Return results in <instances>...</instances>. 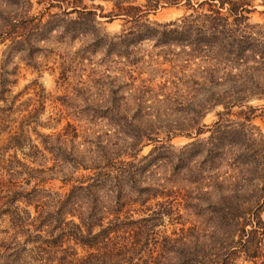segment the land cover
<instances>
[{
	"label": "rangeland",
	"instance_id": "rangeland-1",
	"mask_svg": "<svg viewBox=\"0 0 264 264\" xmlns=\"http://www.w3.org/2000/svg\"><path fill=\"white\" fill-rule=\"evenodd\" d=\"M70 1L95 16L71 12ZM245 1L247 31L264 32V0ZM208 3L0 0V264H48L42 247L50 237L34 229L36 207L51 211L55 196L91 176L101 155L132 164V179L113 182L120 219L160 212L159 238L202 223L197 211L210 216L218 192L238 193L246 207L263 203L264 94L230 110L207 106L240 73L214 50L192 52L203 45L195 31L171 33L169 24L210 14ZM30 17L41 26L14 46L7 31ZM106 189L96 193L98 208L109 207ZM76 215L61 218L78 223ZM113 218L104 215L103 225ZM59 241L75 259L88 254L67 236Z\"/></svg>",
	"mask_w": 264,
	"mask_h": 264
},
{
	"label": "trees",
	"instance_id": "trees-1",
	"mask_svg": "<svg viewBox=\"0 0 264 264\" xmlns=\"http://www.w3.org/2000/svg\"><path fill=\"white\" fill-rule=\"evenodd\" d=\"M207 1L210 14L186 17L180 25H169L176 27L171 33L187 35L195 31L203 45L201 48H191L192 52L214 50L216 56L225 58L226 63L232 64L231 69H237L240 73L221 85L227 90L226 93H212L207 99L209 107L221 105L225 110H230L253 96L264 94V32L247 31L253 28L246 16L250 13L248 1ZM70 5L71 12L95 16L80 2L70 1ZM39 26L41 21L38 18H25L16 26L18 30L13 28L11 32L7 31L6 36L14 46L26 45L32 29ZM216 85L211 82L209 90ZM98 159L94 167H90L94 170L91 176L77 180L80 185H73L63 197L55 196L51 211L45 210V205L36 207L37 210L40 208V213L33 222L34 229L50 237L44 241L46 246L42 247V252L49 255L48 264H237L239 260L264 264V224L261 219L264 201L246 207V202L241 201L238 193L223 195L218 192V202L208 206L210 216L197 211L203 218L202 223L186 230L181 228L177 237L159 238L154 228L159 222L160 212L135 221L128 218L121 220L119 217L122 205L119 201L120 185L113 182L121 176H130V170L126 167L132 164L111 162L106 155ZM103 161L105 163L100 166L99 162ZM133 185L136 186L135 183ZM105 187L110 204L106 209L98 208L96 193ZM132 190L141 197L142 189L132 187ZM66 211L77 214L79 222L64 224L61 217ZM104 215H114L106 226L103 225ZM64 226H70V231L64 233ZM96 227L99 229L94 233ZM57 230L61 233L54 237ZM62 236L87 249L88 254L75 259V253L70 248L60 249L61 245L57 243ZM35 238L41 239L40 235ZM59 242L61 244L63 241Z\"/></svg>",
	"mask_w": 264,
	"mask_h": 264
}]
</instances>
